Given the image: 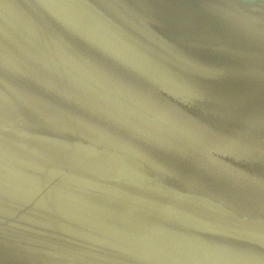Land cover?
I'll return each instance as SVG.
<instances>
[{"label": "water", "instance_id": "95a60500", "mask_svg": "<svg viewBox=\"0 0 264 264\" xmlns=\"http://www.w3.org/2000/svg\"><path fill=\"white\" fill-rule=\"evenodd\" d=\"M0 264H264V0H0Z\"/></svg>", "mask_w": 264, "mask_h": 264}]
</instances>
